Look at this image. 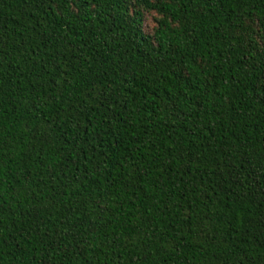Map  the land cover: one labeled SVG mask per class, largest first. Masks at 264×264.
Masks as SVG:
<instances>
[{
	"label": "trees",
	"instance_id": "obj_1",
	"mask_svg": "<svg viewBox=\"0 0 264 264\" xmlns=\"http://www.w3.org/2000/svg\"><path fill=\"white\" fill-rule=\"evenodd\" d=\"M0 264H264V0H0Z\"/></svg>",
	"mask_w": 264,
	"mask_h": 264
},
{
	"label": "rangeland",
	"instance_id": "obj_2",
	"mask_svg": "<svg viewBox=\"0 0 264 264\" xmlns=\"http://www.w3.org/2000/svg\"><path fill=\"white\" fill-rule=\"evenodd\" d=\"M156 26L154 18L152 16H147L145 21V29L147 31L153 29Z\"/></svg>",
	"mask_w": 264,
	"mask_h": 264
}]
</instances>
